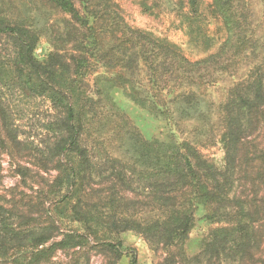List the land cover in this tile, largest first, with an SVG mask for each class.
<instances>
[{"label": "rangeland", "instance_id": "rangeland-1", "mask_svg": "<svg viewBox=\"0 0 264 264\" xmlns=\"http://www.w3.org/2000/svg\"><path fill=\"white\" fill-rule=\"evenodd\" d=\"M4 1L0 0V9L10 14L25 15L30 10L22 0ZM115 1L130 26L171 44L192 61L217 51L228 35L226 23L215 11L212 0H201L194 14L185 6L186 0ZM251 1L257 37L263 27L264 0ZM27 14L46 35L38 50L43 58L52 50L47 41L62 25V18L52 11ZM56 36L55 44L62 47L63 37L60 33ZM0 50L9 58L13 47L0 39ZM97 74V69L90 72V82L83 86L89 95L97 92L94 85ZM129 78L132 82L126 85V93L135 94L138 103L123 94L124 102H120L117 93L115 97L112 95L113 102L94 98L83 103L86 158L65 152L53 155L64 114L52 101L18 86L3 89L11 125L23 144L10 151L0 139V213L17 226L31 230L35 239L45 241L38 246L44 251L42 255H30L24 263L0 258V264H129L132 253L140 264H206L198 256L205 239L212 230L236 221L242 200L256 202L254 217L260 219L259 225L264 224L261 220L264 178L260 179L259 174L264 175V130L252 131L245 137V145L237 152L238 159L244 160L232 192L235 198L215 203L214 216L210 218L204 209L195 210L190 198L193 187L174 176L164 177L156 165L152 167L151 159L160 153L162 139V121L157 116L162 90L145 70ZM224 79L225 75L220 82L202 85L198 90L201 112L185 110L184 104L169 103L182 137L219 168L226 165L218 134L221 120L218 103L230 83ZM86 160H91L94 166L90 168L87 164L79 169L76 181L68 179L66 170L70 165L78 169L81 161ZM247 166L255 168L253 173L258 180L254 187L250 174L245 172ZM85 174L82 181L80 178ZM180 211H193L194 216L186 244L188 262L178 255L180 248L176 244L169 247L165 239L162 242L157 226L178 216ZM98 218L104 222H96ZM112 220L117 221L114 226ZM102 241L120 243L121 252L104 250L100 247ZM34 248L31 245L23 249L34 251Z\"/></svg>", "mask_w": 264, "mask_h": 264}, {"label": "trees", "instance_id": "trees-1", "mask_svg": "<svg viewBox=\"0 0 264 264\" xmlns=\"http://www.w3.org/2000/svg\"><path fill=\"white\" fill-rule=\"evenodd\" d=\"M200 1L186 0L185 6L194 14ZM212 1L215 11L226 23L228 35L217 51L194 61L171 44L130 26L115 0H22L23 5L30 6L29 12L52 11L62 18V25L47 41L52 50L43 58L39 57L38 50L46 35L37 21L29 17V12L10 14L0 9V39L7 40L13 47L9 58L0 50V120L3 121L0 139L6 149L12 151L23 143L11 125L9 107L4 101L5 87L18 86L52 101L64 114L53 155L65 152L86 158L87 149L82 139L83 103L94 98L113 102L116 93L120 102H124V95L138 103L135 94L126 93V85L132 82L129 75L132 77L145 70L158 82L163 94L161 102H157V116L162 121L160 153L151 159L152 167L156 165L164 177L174 176L177 181L193 187L190 198L195 210L202 208L212 218L215 203L235 198L232 192L239 171H243L244 160L238 159L237 152L245 145V137L252 131L264 130V20L256 37L251 0ZM59 33L64 41L62 47L55 44ZM96 69L97 92L89 95L83 86H88V75ZM223 75L222 81L230 83L225 97L218 103L221 118L218 134L226 162L219 168L182 137L180 124L174 119L169 103L184 104L186 109L183 107L182 112L184 109L201 112L203 106L198 90L202 85L220 82ZM87 164L90 168L94 166L91 160L81 161L78 169L70 165L66 170L67 178L76 181L78 170ZM247 168L245 172L250 174L254 187L258 180L253 173L255 168ZM259 174L263 179V172ZM85 177L86 174L80 179L83 181ZM240 210L234 223L212 230L205 239L198 256L203 257L206 264H264V224L259 225L260 219L254 217L256 202L242 200ZM95 221L104 222L101 218ZM110 222L114 226L117 221ZM193 222V211H180L178 216L157 224L162 242L165 239L169 247L176 244L180 248L178 255L185 262L189 261L186 244ZM16 224L0 213V258L24 263L30 255H42L44 251L38 246L45 240L35 239L31 230ZM31 245L34 251L23 249ZM119 246L120 243L109 241L100 244L110 252H121ZM11 248L14 251H9ZM129 256V264H140L135 253Z\"/></svg>", "mask_w": 264, "mask_h": 264}]
</instances>
